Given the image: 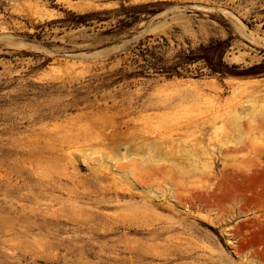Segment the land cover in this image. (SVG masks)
Instances as JSON below:
<instances>
[{"label": "rangeland", "instance_id": "obj_1", "mask_svg": "<svg viewBox=\"0 0 264 264\" xmlns=\"http://www.w3.org/2000/svg\"><path fill=\"white\" fill-rule=\"evenodd\" d=\"M0 264H264V0H0Z\"/></svg>", "mask_w": 264, "mask_h": 264}, {"label": "bare ground", "instance_id": "obj_2", "mask_svg": "<svg viewBox=\"0 0 264 264\" xmlns=\"http://www.w3.org/2000/svg\"><path fill=\"white\" fill-rule=\"evenodd\" d=\"M164 28V27H163ZM242 30V29H241ZM244 30V29H243ZM252 39V38H251ZM257 40V39H256ZM256 43V42H255ZM246 54V53H245ZM245 54H244V56H245ZM247 55V54H246ZM239 56H240V54H239ZM238 56V57H239ZM235 57V56H234ZM242 57V56H241ZM251 58V57H250ZM253 58H255V57H253ZM233 59H235V58H233ZM232 59V60H233ZM240 59V58H239ZM238 59V60H239ZM237 60V59H236ZM242 60V59H241ZM252 61V60H251ZM253 62V61H252ZM240 64V63H239ZM208 154V153H207ZM104 158H106V163L107 164H110L111 163V160H112V158L111 157H108V156H106L105 154H104ZM243 165V164H242ZM258 166V165H257ZM238 168H240V167H238ZM254 168V167H253ZM253 168H251V170L253 169ZM259 168H260V166H259ZM259 168H257V169H259ZM242 171V170H241ZM253 171V170H252ZM251 171V172H252ZM113 172H115V171H113ZM247 173V172H246ZM250 173V172H249ZM256 174H257V172H256ZM249 175V174H248ZM207 184H209V183H207ZM214 186V185H213ZM205 187V186H204ZM219 187V186H218ZM208 188V187H207ZM212 188H214V187H212ZM200 188H199V186L197 187V188H191V191L189 192V193H187V192H184V193H187V197H188V199H189V203H191L192 205H194V201H200V202H202V203H205L206 202V204H207V207H210L211 206V204H213V199H214V197H213V199L212 200H210L211 201V204H210V206H208V199H207V196H206V194L204 193V191L203 192H201L200 190H199ZM216 189V188H215ZM217 189H219V188H217ZM206 190H208V189H206ZM213 190V189H212ZM211 191V190H210ZM206 192H208V191H206ZM209 193V192H208ZM211 193H212V191H211ZM214 195V194H213ZM208 197H210V196H208ZM187 203V201L186 200H181V204H186ZM213 206V205H212ZM211 208V207H210ZM260 219V218H259ZM258 221H260V220H258ZM261 222H262V220H261ZM233 236V235H232ZM231 238H233V237H231ZM234 249V248H233ZM235 250V249H234ZM235 252V251H234ZM236 254H238V252H236ZM241 263V262H240Z\"/></svg>", "mask_w": 264, "mask_h": 264}]
</instances>
